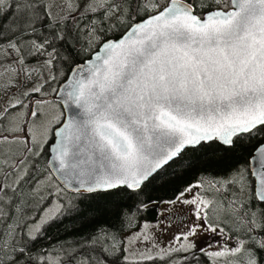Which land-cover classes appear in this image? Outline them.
<instances>
[{
  "label": "snow or ice",
  "instance_id": "obj_1",
  "mask_svg": "<svg viewBox=\"0 0 264 264\" xmlns=\"http://www.w3.org/2000/svg\"><path fill=\"white\" fill-rule=\"evenodd\" d=\"M0 264H264V0H0Z\"/></svg>",
  "mask_w": 264,
  "mask_h": 264
},
{
  "label": "trees",
  "instance_id": "obj_2",
  "mask_svg": "<svg viewBox=\"0 0 264 264\" xmlns=\"http://www.w3.org/2000/svg\"><path fill=\"white\" fill-rule=\"evenodd\" d=\"M235 157L234 156H230V159H234ZM191 176H188L186 177L185 179H190ZM179 183V182H178ZM153 194H159V195H168L170 194V192L167 190V189H156L154 190ZM50 234H51V230H50ZM55 238V237H53Z\"/></svg>",
  "mask_w": 264,
  "mask_h": 264
},
{
  "label": "rangeland",
  "instance_id": "obj_3",
  "mask_svg": "<svg viewBox=\"0 0 264 264\" xmlns=\"http://www.w3.org/2000/svg\"><path fill=\"white\" fill-rule=\"evenodd\" d=\"M167 239V236H162L161 237V240H166Z\"/></svg>",
  "mask_w": 264,
  "mask_h": 264
}]
</instances>
